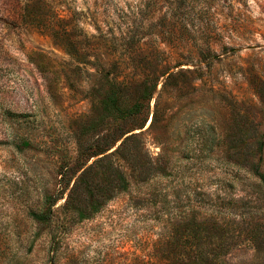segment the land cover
<instances>
[{
  "label": "rangeland",
  "instance_id": "rangeland-1",
  "mask_svg": "<svg viewBox=\"0 0 264 264\" xmlns=\"http://www.w3.org/2000/svg\"><path fill=\"white\" fill-rule=\"evenodd\" d=\"M258 172L264 0H0V264H264Z\"/></svg>",
  "mask_w": 264,
  "mask_h": 264
},
{
  "label": "trees",
  "instance_id": "trees-1",
  "mask_svg": "<svg viewBox=\"0 0 264 264\" xmlns=\"http://www.w3.org/2000/svg\"><path fill=\"white\" fill-rule=\"evenodd\" d=\"M184 1V0H181ZM178 65V64H177ZM175 65V66H177ZM162 71V72H161ZM168 71L164 69L160 70V74H165ZM170 74V73H169ZM168 74V75H169ZM118 83L116 82H112L110 83V87H109V91L108 94L105 97L104 100V105H103V110L105 111L106 116H110L113 123L115 124V128L118 126V122L121 121L122 119H124L125 117H127L130 114H135L138 110L139 107L137 105V103L133 102L129 107L126 106V103L124 102L123 97H121V93L119 91L118 88ZM150 89L147 88L146 90H144V95H148L150 93ZM102 121V120H101ZM145 120L144 122L131 127L129 130H126L124 132H121L119 134H117V136L112 140V143H110V145L106 146V147H98L96 148V152H93L92 154H90L87 160H91V157L97 156L99 154H102L99 157H102L105 154L106 151L110 150L117 142V140L123 138L121 140V142L119 143V145L116 146V148H114L113 150H111L110 153H112L113 151L118 150V148L124 143V140L128 137V135H130L131 133H129L128 135H125V133L127 132H131L133 129L135 128H142L144 126ZM117 129V128H116ZM98 150V151H97ZM98 157H96L97 159ZM96 159H94V161H96ZM93 161V162H94ZM87 164V161H85L84 163H82L79 167L83 168L85 165ZM90 167V165H86L85 166V170L86 168ZM83 169V172L85 171ZM258 177L260 180V184L264 185V176L263 174L258 172ZM62 177V176H61ZM56 198L50 195H45L44 196V209H42V211L40 212H29V216L31 217L32 220L39 222V223H46L50 220L51 215H52V206L55 204ZM96 209V206H93V210ZM204 223V220H199V219H193L192 220V224L194 225L195 231L199 232L202 224ZM202 238L198 237L196 238V243H201ZM221 244V243H219ZM215 252L212 251H203V250H199L198 252H195L193 254L194 258L191 261H195V264H214L215 259ZM177 264H185V262L183 261V257L181 256L179 258V260L176 262Z\"/></svg>",
  "mask_w": 264,
  "mask_h": 264
}]
</instances>
